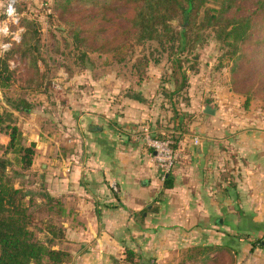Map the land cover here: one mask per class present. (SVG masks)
Returning a JSON list of instances; mask_svg holds the SVG:
<instances>
[{
	"label": "crops",
	"instance_id": "1",
	"mask_svg": "<svg viewBox=\"0 0 264 264\" xmlns=\"http://www.w3.org/2000/svg\"><path fill=\"white\" fill-rule=\"evenodd\" d=\"M234 96L214 99L221 106ZM230 105L179 140L172 187L162 194L148 152L117 130L141 128L128 112L81 110L80 143L62 176L53 173L62 190L49 193L64 205V238L54 248L69 254L66 264H264V109ZM151 204L155 211L137 221Z\"/></svg>",
	"mask_w": 264,
	"mask_h": 264
},
{
	"label": "rangeland",
	"instance_id": "2",
	"mask_svg": "<svg viewBox=\"0 0 264 264\" xmlns=\"http://www.w3.org/2000/svg\"><path fill=\"white\" fill-rule=\"evenodd\" d=\"M9 1L14 2L17 14L15 21L11 22L7 21L5 15ZM60 2L61 0H0V29L7 24L6 33L0 30V67L1 62L6 60L12 72L9 87L0 90V107L13 114L14 122L25 134L27 143L35 142L32 169L21 171L20 176L13 173L10 175L15 176V186L28 193L26 202L32 216L31 228L35 231L36 238L45 244L47 235L44 221L63 228L64 217H59L56 208L52 211L46 209L45 195L62 190L58 180H53L56 178L53 173L62 176L65 165L63 160L80 143L79 125L84 123L81 121L82 117L85 118L80 115L81 110L85 112L96 109L97 112L107 114L113 111L120 117L128 112L130 119L142 129L148 130L151 125L170 135L175 128H201L205 131L209 115L201 112L202 108L214 110L218 107L227 108L231 104L238 111L242 109L244 112L257 107L264 109V91L259 89L260 80H236L239 79V74L236 77L231 72L232 61L228 60L213 34L208 31L203 34L204 40L197 44L196 49L184 53L186 61L183 70L187 81L174 96L171 95L174 86L168 83L171 69L167 54L156 53L153 46L147 45L145 49L131 47L118 57L94 53L91 52L92 48L85 47L87 58L79 61L81 48L70 37L68 24L88 16L91 11L84 6L78 7L77 0H74L73 7L63 12L59 9ZM23 18L35 21L39 33L38 53L35 56L40 74L31 83L28 80L32 78V74L25 70L24 62L17 55L11 54L14 46L20 42L23 33L20 23ZM143 56L149 60L146 67ZM135 58H138L136 62ZM156 59L159 60L157 63L154 62ZM135 63L136 67L132 68ZM262 70L264 72V67ZM140 79L142 82L138 84ZM137 91L142 93L144 102L135 103V107L122 108L121 103L118 105L117 99H114L117 95L120 101L131 100L126 96ZM229 93L235 95L234 100L226 101V105H218L215 96L223 99ZM10 98L24 99L30 105V111H13L7 102ZM247 99L249 101L246 103ZM91 117L96 119L92 115ZM179 121L182 124L179 123L177 127ZM157 123L159 126H156ZM216 123H222V119H218ZM133 139L140 146L143 144V140L137 141V136H133ZM6 142L7 137L1 133L0 144L4 145ZM147 154L161 181V170L155 164L153 155L149 152Z\"/></svg>",
	"mask_w": 264,
	"mask_h": 264
},
{
	"label": "trees",
	"instance_id": "3",
	"mask_svg": "<svg viewBox=\"0 0 264 264\" xmlns=\"http://www.w3.org/2000/svg\"><path fill=\"white\" fill-rule=\"evenodd\" d=\"M73 2L61 0L59 9L68 11L73 7ZM77 6L91 11L88 16L68 24L70 37L81 48L78 56L81 62L87 58L85 47L92 48L91 52L94 53L118 57L131 47L145 49L147 45L153 46L157 49L152 48L156 53L167 54L171 69L168 83L174 86L171 92L174 96L187 81L183 70L186 61L184 53L196 49L197 44L204 40L203 34L208 31L213 34L228 60L232 61L231 72L235 76L239 74V79L234 78L243 82L257 78L261 82L259 89L264 91V0H77ZM20 25L23 33L11 54L24 62L25 70L32 74L28 80L31 83L40 74L35 56L38 53V27L35 21L24 18ZM142 58L144 67L148 66V58ZM158 61L156 59L154 62ZM135 67L136 63L132 65V68ZM11 76L10 66L3 60L0 90L9 87ZM140 82L141 79L138 84ZM126 97L136 104L144 102L140 91ZM245 101L247 103L249 100ZM7 102L17 113L30 111V105L24 99L10 98ZM112 125L117 126L115 123ZM134 125L132 123L129 128ZM142 128L131 133L122 127H117V130L120 135L126 134L129 140H132V136H137V141L143 140L141 146L152 155V149L144 142L146 135L160 141L170 138L175 151L183 135L192 133L186 128H175L172 134L167 135L151 125L148 130ZM90 131L100 132L101 127L95 129L93 126ZM1 133L7 137V142L0 144V264H66L70 259L69 254L54 248L55 242L64 238V229L44 221L47 243L40 242L31 228L32 216L26 202L28 193L14 184L15 176H20L21 171L32 169L35 142L28 144L25 134L14 122L13 114L0 107ZM47 156L50 157L49 154ZM176 163H179L178 158L167 173L160 175L163 183L161 194L172 187V172ZM113 185L110 186L112 191L116 189V185ZM45 198L46 209L52 211L56 208L59 217H63V201L48 194ZM154 211L151 204L149 208L134 213V216L137 221H142L145 215ZM125 261H133L131 252H126Z\"/></svg>",
	"mask_w": 264,
	"mask_h": 264
},
{
	"label": "built area",
	"instance_id": "4",
	"mask_svg": "<svg viewBox=\"0 0 264 264\" xmlns=\"http://www.w3.org/2000/svg\"><path fill=\"white\" fill-rule=\"evenodd\" d=\"M10 3L14 7V2L9 1V4ZM5 15H6V19L8 22H11V20L15 21L17 17L16 11H15L14 16L12 17H9L7 15V12H5ZM5 25L7 26V24ZM197 141H198L197 139H194V143H197ZM144 142L148 147L152 149L155 164L158 166L161 172L167 173L174 166L175 161L178 157L175 151L172 149V145H173L172 140L169 138L164 141H160L156 139H151L150 137L146 135L144 137ZM112 186L114 187L113 184Z\"/></svg>",
	"mask_w": 264,
	"mask_h": 264
},
{
	"label": "clouds",
	"instance_id": "5",
	"mask_svg": "<svg viewBox=\"0 0 264 264\" xmlns=\"http://www.w3.org/2000/svg\"><path fill=\"white\" fill-rule=\"evenodd\" d=\"M6 12H7V15L9 17L14 16V14H15V8L12 6L11 3L9 4ZM0 30L4 31L6 33L7 32V26L5 25L4 28L3 29H0ZM4 47L7 48V45H5Z\"/></svg>",
	"mask_w": 264,
	"mask_h": 264
},
{
	"label": "water",
	"instance_id": "6",
	"mask_svg": "<svg viewBox=\"0 0 264 264\" xmlns=\"http://www.w3.org/2000/svg\"><path fill=\"white\" fill-rule=\"evenodd\" d=\"M204 113H206V114H212L213 111L209 110V108L206 107V108L204 109Z\"/></svg>",
	"mask_w": 264,
	"mask_h": 264
}]
</instances>
